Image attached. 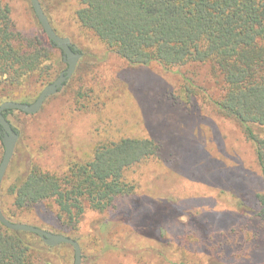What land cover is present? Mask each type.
Returning <instances> with one entry per match:
<instances>
[{
  "label": "rangeland",
  "instance_id": "obj_1",
  "mask_svg": "<svg viewBox=\"0 0 264 264\" xmlns=\"http://www.w3.org/2000/svg\"><path fill=\"white\" fill-rule=\"evenodd\" d=\"M53 28L81 53L63 88L33 115L13 110L19 133L0 200L15 223L79 242L86 264H264V174L242 125L216 103L224 93L211 64L166 71L131 66L78 23V0H40ZM15 28L41 35L31 0H4ZM45 73L9 88L11 101L32 103L67 68L50 49ZM185 79L194 83L189 86ZM123 138H148L158 155L129 168L131 194L100 212L82 198L72 216L56 199L17 208L12 188L33 167L64 176L93 159L95 148ZM5 148L0 141V164ZM2 208V207H1ZM157 230L161 239L154 237ZM72 246L33 251V264H74Z\"/></svg>",
  "mask_w": 264,
  "mask_h": 264
},
{
  "label": "trees",
  "instance_id": "obj_2",
  "mask_svg": "<svg viewBox=\"0 0 264 264\" xmlns=\"http://www.w3.org/2000/svg\"><path fill=\"white\" fill-rule=\"evenodd\" d=\"M78 2L76 18L81 27L131 66L157 64L170 71L190 64H211L224 83L216 105L242 125L264 174V0ZM11 14L10 5L0 0V105L12 100L9 88L24 85L37 73H45L49 79L46 62L54 46L35 11L41 28V35L35 37L18 31ZM185 80L187 89L195 87ZM12 112L5 110L3 115L8 120ZM160 149L153 139L123 138L97 146L92 160L72 164L64 176L33 166L12 188L14 204L24 208L56 199L61 210L74 219V210L80 215L85 198L104 212L115 206L118 197L133 191L124 178L125 171L158 155ZM258 202L264 214V193L258 195ZM3 204L1 201L4 216L15 222ZM156 232L154 238L160 240L159 230ZM61 246L71 245L51 247L34 233L12 231L0 222V264H33V251L49 252ZM83 258L82 264H86Z\"/></svg>",
  "mask_w": 264,
  "mask_h": 264
},
{
  "label": "water",
  "instance_id": "obj_3",
  "mask_svg": "<svg viewBox=\"0 0 264 264\" xmlns=\"http://www.w3.org/2000/svg\"><path fill=\"white\" fill-rule=\"evenodd\" d=\"M31 4L35 11V14L41 23L47 37L53 42V45L63 52V60L67 64V68L60 73L59 77L47 85L37 99L32 103L6 101L0 105V134L2 136L5 153L3 160L0 164V193L1 186L7 169L11 163L12 157L15 152L16 144L19 139V133L13 128L11 123L3 115L5 110H18L26 114L33 115L37 114L44 105L45 101L53 95H56L60 89L63 88L65 83L74 74L77 64L82 57L81 53L78 52L77 47L73 46L71 40L68 37H62L53 29L50 20L45 13L40 0H31ZM0 222L12 231H25L38 235L43 242L51 247L58 246L61 244H69L73 247L75 253L74 264H82V248L78 241L67 237L62 234H56L53 232L46 231L40 227L27 225L23 223H15L9 221L3 214L0 200Z\"/></svg>",
  "mask_w": 264,
  "mask_h": 264
},
{
  "label": "flooded vegetation",
  "instance_id": "obj_4",
  "mask_svg": "<svg viewBox=\"0 0 264 264\" xmlns=\"http://www.w3.org/2000/svg\"><path fill=\"white\" fill-rule=\"evenodd\" d=\"M74 46V45H73ZM78 51V50H77ZM79 52V51H78Z\"/></svg>",
  "mask_w": 264,
  "mask_h": 264
}]
</instances>
